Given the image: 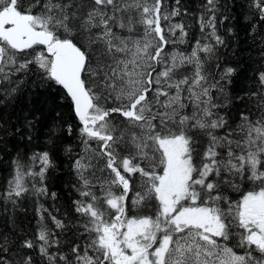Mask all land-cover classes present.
I'll use <instances>...</instances> for the list:
<instances>
[{
	"label": "snow or ice",
	"instance_id": "snow-or-ice-1",
	"mask_svg": "<svg viewBox=\"0 0 264 264\" xmlns=\"http://www.w3.org/2000/svg\"><path fill=\"white\" fill-rule=\"evenodd\" d=\"M0 164V264H264V0H0Z\"/></svg>",
	"mask_w": 264,
	"mask_h": 264
},
{
	"label": "trees",
	"instance_id": "trees-1",
	"mask_svg": "<svg viewBox=\"0 0 264 264\" xmlns=\"http://www.w3.org/2000/svg\"><path fill=\"white\" fill-rule=\"evenodd\" d=\"M240 38H241L240 51H241V56H242V62L248 60L249 54H251L252 57H256L259 49L247 42L248 37H246L245 31L243 28H241L240 30ZM3 167L4 166L0 164V186H2L3 179H4ZM67 179H68V174L66 170H63L59 174H54L53 181H52L53 190L60 192L63 200H67L68 198V190L64 186L65 181Z\"/></svg>",
	"mask_w": 264,
	"mask_h": 264
}]
</instances>
